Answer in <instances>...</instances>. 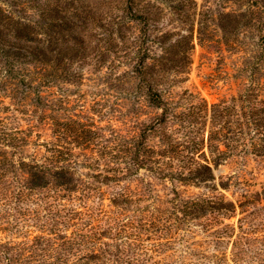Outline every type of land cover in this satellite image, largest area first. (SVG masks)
Here are the masks:
<instances>
[{
    "label": "rangeland",
    "instance_id": "1",
    "mask_svg": "<svg viewBox=\"0 0 264 264\" xmlns=\"http://www.w3.org/2000/svg\"><path fill=\"white\" fill-rule=\"evenodd\" d=\"M88 1L100 61L49 80L0 55V134L22 143L8 155L70 147L81 177L107 173L95 200L125 197L135 250L156 264H264V0ZM30 5L12 10L31 19Z\"/></svg>",
    "mask_w": 264,
    "mask_h": 264
},
{
    "label": "trees",
    "instance_id": "2",
    "mask_svg": "<svg viewBox=\"0 0 264 264\" xmlns=\"http://www.w3.org/2000/svg\"><path fill=\"white\" fill-rule=\"evenodd\" d=\"M8 3V10L0 5V55L5 66L13 60L36 64L50 80L69 78L74 62L90 57L100 61L97 3ZM29 4L35 12L31 19H22L12 10ZM96 135L93 129H82L73 138L91 150V144L98 143ZM0 140V264L157 263L150 261L151 255L135 250L133 224L121 216L125 197L116 193L106 207L95 200V196L100 198V182L109 183L107 173L98 183L95 177L100 172L81 177L63 156L70 147L54 149L40 162L14 159L8 152L16 151L22 143L1 134Z\"/></svg>",
    "mask_w": 264,
    "mask_h": 264
}]
</instances>
